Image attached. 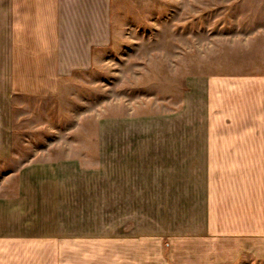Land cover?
<instances>
[{
	"label": "crops",
	"instance_id": "1",
	"mask_svg": "<svg viewBox=\"0 0 264 264\" xmlns=\"http://www.w3.org/2000/svg\"><path fill=\"white\" fill-rule=\"evenodd\" d=\"M119 1L0 0V264L264 262L261 73L207 78L204 127L113 119L94 167L16 164L15 101L88 70Z\"/></svg>",
	"mask_w": 264,
	"mask_h": 264
},
{
	"label": "rangeland",
	"instance_id": "2",
	"mask_svg": "<svg viewBox=\"0 0 264 264\" xmlns=\"http://www.w3.org/2000/svg\"><path fill=\"white\" fill-rule=\"evenodd\" d=\"M112 18L88 70L60 80L54 98L15 101L16 164L74 158L94 167L99 126L177 113V127L190 119L201 128L207 78L264 75V0H124Z\"/></svg>",
	"mask_w": 264,
	"mask_h": 264
}]
</instances>
